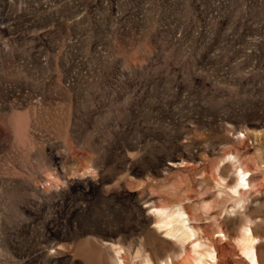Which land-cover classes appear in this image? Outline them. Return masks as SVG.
Masks as SVG:
<instances>
[{
  "label": "rangeland",
  "instance_id": "obj_1",
  "mask_svg": "<svg viewBox=\"0 0 264 264\" xmlns=\"http://www.w3.org/2000/svg\"><path fill=\"white\" fill-rule=\"evenodd\" d=\"M263 142L264 0H0V264H170L176 204L218 264L240 213L264 255Z\"/></svg>",
  "mask_w": 264,
  "mask_h": 264
},
{
  "label": "bare ground",
  "instance_id": "obj_2",
  "mask_svg": "<svg viewBox=\"0 0 264 264\" xmlns=\"http://www.w3.org/2000/svg\"><path fill=\"white\" fill-rule=\"evenodd\" d=\"M237 133H240V131H238ZM253 134L258 140V136L261 135V131H257ZM249 135V132H244V136ZM235 168V174L233 177H228L227 179L220 178V181H218L217 183L223 186V189H220V192H222L225 196H228L233 201V208H235L240 213L241 208H246V194L249 193L253 185L249 180L251 177L250 169L244 167L242 164L235 166ZM240 214L244 215V219H239L236 223L233 224L231 223V228L229 229L227 234H224V236L232 238L235 241L237 248L243 255L244 260L240 261L239 264H264V255L256 248L257 244L260 241V237L254 233L252 228L253 226H251V220L249 219V217L244 213ZM154 217L156 222L155 225L157 226V228L163 229L162 232H164L168 236L174 237L178 244L176 245L170 241H167L166 239H161L160 241L161 245L163 244L170 252V264H181L180 262H172L171 259L177 257H182L184 261H189L191 264H218L217 251L214 242L211 241L209 244H204L196 238L197 234L195 227L191 226L189 223L191 217L183 206L179 204L170 207L156 205L154 206ZM235 224L238 225L236 226ZM187 241H189L190 248L189 253L186 255V252L183 249L184 244ZM116 246V244H111L112 248L115 247V256H112L111 258L112 263L119 264L120 262L121 264H125L126 256L120 255V247ZM137 256L141 257V262H139L140 264H154L152 259L150 258L151 256L147 253L145 255L140 253ZM157 256H159V254ZM159 260L164 261L165 263L167 262V260L163 258H159Z\"/></svg>",
  "mask_w": 264,
  "mask_h": 264
}]
</instances>
